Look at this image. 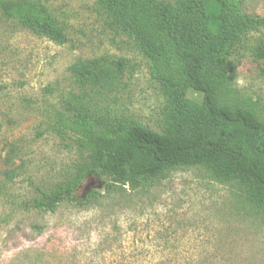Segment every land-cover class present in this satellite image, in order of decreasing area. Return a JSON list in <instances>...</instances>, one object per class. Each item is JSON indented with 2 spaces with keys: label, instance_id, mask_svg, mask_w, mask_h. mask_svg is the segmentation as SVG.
<instances>
[{
  "label": "rangeland",
  "instance_id": "rangeland-1",
  "mask_svg": "<svg viewBox=\"0 0 264 264\" xmlns=\"http://www.w3.org/2000/svg\"><path fill=\"white\" fill-rule=\"evenodd\" d=\"M32 1L65 27L68 41L37 36L0 10V264H264V218L203 168L171 171L137 192L107 193L110 180L89 177L77 196L100 192L90 205L63 203L54 213L25 208L42 190L72 179L93 153L94 143L65 111L69 95L80 92L72 75L79 60H125L117 90L100 102L113 120L160 133L168 106L151 62L101 0ZM241 1L246 13L264 19V0ZM259 43L264 28L231 58L237 68L222 99L264 122V60L251 52ZM187 98L202 104L204 95L189 89Z\"/></svg>",
  "mask_w": 264,
  "mask_h": 264
},
{
  "label": "trees",
  "instance_id": "trees-1",
  "mask_svg": "<svg viewBox=\"0 0 264 264\" xmlns=\"http://www.w3.org/2000/svg\"><path fill=\"white\" fill-rule=\"evenodd\" d=\"M115 25L151 62L152 76L168 100L167 122L156 132L134 120L104 115L100 102L115 92L126 62L100 57L79 60L65 111L73 129L94 143L93 153L68 182L40 194L25 208L56 212L63 203L92 204L100 192L77 196L89 177L108 179L111 190L146 191L154 181L180 168H203L220 184L233 186L237 204L264 218V122L248 109L225 104L222 93L237 66L231 58L264 19L246 13L241 0H101ZM4 16L59 45L66 29L32 0H0ZM264 60V45L251 49ZM204 95L202 104L188 90ZM98 98V100L96 99Z\"/></svg>",
  "mask_w": 264,
  "mask_h": 264
}]
</instances>
